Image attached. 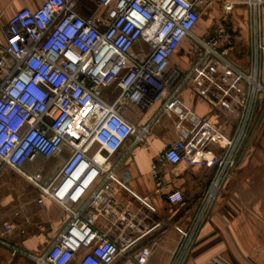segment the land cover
Here are the masks:
<instances>
[{
    "label": "built area",
    "instance_id": "built-area-1",
    "mask_svg": "<svg viewBox=\"0 0 264 264\" xmlns=\"http://www.w3.org/2000/svg\"><path fill=\"white\" fill-rule=\"evenodd\" d=\"M212 0H87V15L75 9L76 0H43L37 8L23 7L3 28L0 45V164L20 172L67 214L64 226L41 252L27 251L9 240L12 227L5 222L0 246L12 256L23 255L33 264H112L126 248L120 247L83 215L115 179L123 162L125 143L142 141L155 117L136 125L122 115L126 104L148 106L161 102V111L178 104L182 82L211 56L225 24L219 23L205 39L192 30L200 11ZM249 9L252 54L248 72L237 70L245 83L241 111L232 133L215 161L208 186L199 199L167 264H185L198 233L223 186L231 177L264 98L261 59L264 39L261 15L264 0H243ZM229 12L234 2L222 0ZM186 38L195 39L201 55L187 74L169 63ZM180 83V84H179ZM114 86L112 101L104 88ZM185 145L173 140L160 160L180 161ZM67 155L46 182L40 172L22 168L37 157ZM150 174L161 185L157 162ZM169 204L184 201L182 192L165 193ZM41 201V199H39ZM146 248L134 258L144 264ZM218 264H224L215 258Z\"/></svg>",
    "mask_w": 264,
    "mask_h": 264
},
{
    "label": "crops",
    "instance_id": "crops-1",
    "mask_svg": "<svg viewBox=\"0 0 264 264\" xmlns=\"http://www.w3.org/2000/svg\"><path fill=\"white\" fill-rule=\"evenodd\" d=\"M86 1L76 0L75 9L82 15L88 13ZM221 1L212 0L201 9L192 33L205 39L217 24H225L224 36L216 46L223 52L222 59L206 58L182 82L178 104L171 110L162 112L160 101L148 106L126 104L122 109V115L133 124L140 126L154 117L155 121L145 139L133 145L130 138L125 143L119 155L126 154L115 179L83 211L91 225L126 248L112 264H140L134 255L143 248L147 251L139 257L144 258V264H167L179 231L187 226L237 122L245 94V83L237 70L248 72L252 54L249 9L243 0H225L234 2L232 10L225 12ZM42 2L0 0V45L5 43L3 28L8 20L21 8L34 9ZM261 33L264 39V8ZM201 50L195 39L186 38L171 54L170 65L182 75L179 82L199 59ZM261 66L264 84V57ZM116 94L114 86L103 90L108 101ZM263 106L264 98L236 167L202 225L185 264H218L215 258L224 264H264V113L256 125ZM175 139H182L185 145L180 161L171 164L160 160L161 153ZM66 155L64 151L59 156L39 158L56 172ZM36 159L26 161L23 170L29 172ZM154 162L159 166L160 186L150 174ZM46 179L42 175V181ZM172 189L182 192V203L166 201L164 194ZM66 220L61 206L23 174L0 164V231L8 222L12 227L8 237L11 242L30 252H41ZM0 264L33 262L23 255L12 256L0 246Z\"/></svg>",
    "mask_w": 264,
    "mask_h": 264
},
{
    "label": "rangeland",
    "instance_id": "rangeland-1",
    "mask_svg": "<svg viewBox=\"0 0 264 264\" xmlns=\"http://www.w3.org/2000/svg\"><path fill=\"white\" fill-rule=\"evenodd\" d=\"M110 87V86H108ZM27 172V171H26ZM36 173V172H40L41 175H44L47 179L49 180V178L53 175V173L55 172V170L53 168H51L50 165H48V163L45 162V160H40V158L38 157L35 162H34V166H32V168L29 169V173Z\"/></svg>",
    "mask_w": 264,
    "mask_h": 264
},
{
    "label": "water",
    "instance_id": "water-1",
    "mask_svg": "<svg viewBox=\"0 0 264 264\" xmlns=\"http://www.w3.org/2000/svg\"><path fill=\"white\" fill-rule=\"evenodd\" d=\"M263 113H264V106H263V108H262V110H261V112H260V114H259V116H258V118L256 120V125L258 124V122H259L261 116L263 115Z\"/></svg>",
    "mask_w": 264,
    "mask_h": 264
}]
</instances>
